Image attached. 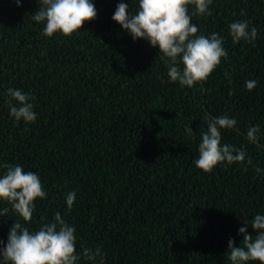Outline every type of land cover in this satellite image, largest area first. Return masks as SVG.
Returning <instances> with one entry per match:
<instances>
[{
    "label": "trees",
    "instance_id": "1",
    "mask_svg": "<svg viewBox=\"0 0 264 264\" xmlns=\"http://www.w3.org/2000/svg\"><path fill=\"white\" fill-rule=\"evenodd\" d=\"M90 2L95 19L46 37L45 23L32 19L39 0H0V177L3 165L19 164L47 193L30 222L0 200V247L14 221L35 231L59 212L76 229L77 264H230L229 238L239 246L244 222L255 236L251 222L264 215V0H212L211 16H192L197 35L218 33L227 52L192 87L171 82L159 47L112 19L120 2L131 15L139 0ZM243 20L257 37L233 43L229 25ZM248 80L257 82L251 91ZM9 88L35 97L34 122L10 116ZM225 114L237 124L221 129V143L243 145L252 164L205 173L195 165L201 132ZM252 126L255 143L246 137ZM85 247L101 256L85 259Z\"/></svg>",
    "mask_w": 264,
    "mask_h": 264
},
{
    "label": "clouds",
    "instance_id": "2",
    "mask_svg": "<svg viewBox=\"0 0 264 264\" xmlns=\"http://www.w3.org/2000/svg\"><path fill=\"white\" fill-rule=\"evenodd\" d=\"M19 6L21 0H16ZM212 0H139L138 11L129 15V4L120 2L112 19L128 31L133 40L146 39L151 46L159 47V53L168 58V77L171 82H179L181 86L192 87L199 82L206 81L221 59L227 56L223 47L224 38L213 32L210 36L197 35L198 27L192 22V16H211L209 10ZM189 5L194 10L189 12ZM97 16V9L90 0H39V9L34 12L32 19L37 23H45L43 34L51 37L60 32L64 36H71L80 30L86 21ZM233 43L240 40L255 41L257 29L249 31L247 20L235 21L229 25ZM183 67H179L181 64ZM225 78L230 80L228 73ZM257 85L255 80L245 83L247 90H253ZM9 114L16 122H34L37 114L31 100L35 97L20 89L9 88ZM230 95L232 92L229 93ZM12 101L17 103L14 105ZM237 121L228 115L216 117L207 121V130L201 132V142L198 146L199 158L195 161L197 168L210 173L221 163L252 164L250 157L246 160V150L242 145L235 147L222 144L221 129H232ZM186 131L191 134L189 126ZM258 126L247 129L246 137L250 142L258 140ZM6 173L0 177V200H5L11 209L22 218L30 222L33 217L34 201L45 198L47 193L39 176L32 171H25L19 164L3 165ZM257 173L262 170L255 168ZM76 200V193L66 195L69 210ZM8 209H5L7 213ZM245 226L239 228L242 236L239 246L229 238L227 259L230 264H250L259 262L264 264V215L256 214L251 227L255 236L247 231ZM76 229L68 224L57 212L54 221L43 223L38 230L30 231L19 221L12 224L7 243L0 247V264H77L81 256L76 251ZM3 244V241H0ZM83 257L95 261L101 256L99 248L92 251L83 248Z\"/></svg>",
    "mask_w": 264,
    "mask_h": 264
}]
</instances>
